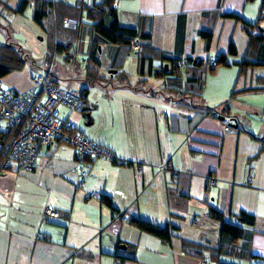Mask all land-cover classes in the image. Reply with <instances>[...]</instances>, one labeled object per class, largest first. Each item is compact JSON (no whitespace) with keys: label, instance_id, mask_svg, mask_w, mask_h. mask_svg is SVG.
I'll use <instances>...</instances> for the list:
<instances>
[{"label":"crops","instance_id":"obj_1","mask_svg":"<svg viewBox=\"0 0 264 264\" xmlns=\"http://www.w3.org/2000/svg\"><path fill=\"white\" fill-rule=\"evenodd\" d=\"M22 1L0 0L1 12H30L32 19L33 0L22 14L10 13ZM43 1L53 4L50 12H67L58 4L90 7L100 2ZM114 5L121 26L149 35L137 42L143 62L133 59L128 48L101 47L100 66L117 69L118 81L88 90L85 105L91 110L85 130L77 125L86 119L81 113L63 114L76 132L124 165L84 160L78 176L73 147L58 143L39 148L38 171L0 170V264H264V67L239 73L244 58L253 60L244 26L257 20L260 0H115ZM81 17L76 50L85 51L92 21L85 13ZM48 26H54V15L39 25L43 32ZM206 30L211 32L208 43L200 36ZM258 31L264 34V19L249 30L252 35ZM55 37L58 43L68 39ZM230 47L234 55H229ZM218 56H226L228 66L209 72L205 62ZM163 57L186 60L179 70L181 82L175 83L184 93L167 89V78L149 69L167 68ZM197 62L202 64L195 66ZM127 63L132 78L124 71ZM22 71L2 79L10 77L12 91L31 88V82L19 85ZM198 73L197 93L187 80ZM37 74L27 72V77ZM129 84L137 90L124 87ZM225 108L227 130L218 120ZM209 110L218 116L208 115ZM45 207L59 216L43 218ZM210 207L232 224H240L241 213L254 217V225H242L251 233L248 259L218 253L220 223L210 219ZM132 219L168 227L170 241L138 229ZM183 243L204 251L199 257L186 254Z\"/></svg>","mask_w":264,"mask_h":264},{"label":"trees","instance_id":"obj_2","mask_svg":"<svg viewBox=\"0 0 264 264\" xmlns=\"http://www.w3.org/2000/svg\"><path fill=\"white\" fill-rule=\"evenodd\" d=\"M34 2V11L32 12V20L40 25L43 19H49L50 16L54 15V26H48L44 30V34L48 39V43L54 46V49L59 53L65 54V61L70 60V57L75 55V52L78 54L84 55L82 59L83 63V72L84 76L78 77L81 80V84L83 88L80 90L85 94V99L87 96V92L90 88L93 87H100V88H107L112 87L113 82V74L111 75L110 72L105 77H101L99 73L100 61L98 60L97 56L99 55L101 47L106 46H119L128 48L129 55L133 56L134 58H139L140 62H143L142 56V49L139 56H135L132 50L133 45H137L141 48V46L137 43L138 40H149V35L140 33L137 29L131 27H123L118 22L117 11L114 5L115 0H100L98 4L91 5L90 7L87 6H69V5H55L56 8L65 9L67 12H50V7L53 5L51 2L45 3L42 0H33ZM29 0H23L20 7L15 12H10L13 14H22L23 11L26 9ZM3 6L0 3V14H2ZM82 13H85L86 18L92 21L91 24V37H90V44L86 48L85 51L76 50L79 38V30L82 24ZM58 20L56 19V16ZM67 17V18H66ZM236 19H239L236 16H229ZM66 19H74L79 22V28L77 31H68L62 27V23ZM264 19V0H260L259 10H258V17L257 20L253 24H247L244 26L248 34V46L254 51L253 60L243 59L239 64V73L242 74L247 69H255L258 67H264V34L258 31L256 34L252 35L249 30L252 28H257V25ZM63 34L64 37L67 36V41L65 43H58L56 41V35ZM200 36L202 39L209 42L211 38V32L206 30L200 32ZM74 45L76 48H74ZM233 47L229 49V55H234ZM162 60L167 61L168 64L167 68L165 66H160L158 68L152 67L149 65V69L153 70L156 77H166V88L167 89H174L178 90L179 94L184 93L181 91L179 86H175V83H180V73L179 70H184L186 66L185 59H170V58H162ZM184 60V66L179 68V63ZM214 66H208L207 61L204 64V67L207 68L209 72H213L216 68L220 66H228L226 62V56H218L217 58H213ZM34 60H30L28 55L23 54L21 51H15L11 47L9 43H5L0 45V80L9 75L14 71L22 70L28 63L33 65ZM201 65L202 62H197L195 66ZM142 65L139 66L141 69ZM143 68V67H142ZM116 74H120L119 72H115ZM123 73V72H121ZM115 74V75H116ZM196 75V73H195ZM50 77L49 75L47 78ZM201 73H198V76L192 79H188L187 82L190 83V87L192 90L195 91V88L198 89L197 93L200 92L198 88L200 83ZM54 83H58L56 80H52ZM127 89L137 90V86L126 85L124 86ZM135 87V88H134ZM84 99V100H85ZM91 108L86 107L84 101V107L81 110V114L86 117L87 122H90L89 111ZM207 114L216 118L218 116L217 112L214 111H207ZM223 117H228L229 115L228 110L225 108L220 113ZM233 121V117H230ZM3 153L0 152V170L2 169V161H3ZM104 203L110 204V200L107 197L102 198ZM208 215L210 219L220 223V237H219V248L218 253L225 255V256H232L237 257L239 259H248L250 257V237L251 233L242 228V225L252 226L254 225V217L252 215H247L245 213H241L237 216V220L240 224H232L225 222L223 220L222 213L218 212L214 208L208 209ZM130 222L136 226L138 229L155 235L156 237L162 239L165 242L170 241V231L168 227L165 228H155L148 223L140 221L138 219H132ZM242 241V245L240 248H237V243ZM184 252L189 255H193L196 257L200 256V253L204 251V247L195 245V244H186L183 243L182 246ZM239 249V250H238Z\"/></svg>","mask_w":264,"mask_h":264},{"label":"built area","instance_id":"obj_3","mask_svg":"<svg viewBox=\"0 0 264 264\" xmlns=\"http://www.w3.org/2000/svg\"><path fill=\"white\" fill-rule=\"evenodd\" d=\"M65 30L77 31L79 22L66 19L62 23ZM135 56H139L141 48L132 46ZM208 66H214L213 58L207 60ZM184 66L182 60L178 67ZM31 88L22 91H6L0 85V152L3 153L2 169L18 172L38 171L37 153L39 148H47L53 144H70L75 152L77 164L74 172L83 175L86 163L95 160L115 163L116 155L76 134L74 126L67 120L60 119L59 109L65 107L70 112L80 113L84 106L85 94L71 87L59 86L41 75L30 78ZM224 129L229 127L228 121L222 122ZM118 164L124 165L123 161ZM160 169H166L165 166ZM59 213L45 207L42 217L57 218ZM123 222H127L125 217Z\"/></svg>","mask_w":264,"mask_h":264},{"label":"rangeland","instance_id":"obj_4","mask_svg":"<svg viewBox=\"0 0 264 264\" xmlns=\"http://www.w3.org/2000/svg\"><path fill=\"white\" fill-rule=\"evenodd\" d=\"M29 14L30 12L20 16H10L8 12H3L2 15L0 14V45H3L7 42L11 45L13 50L21 51L23 54L28 55L30 60H34L33 65L28 63L23 68L22 72H25V75H22L19 78V85L23 87L30 84V80L27 77V72H31L36 74L38 73L37 75L43 76L46 80H56L58 81L56 84L59 86L68 87L70 83H72L70 87L73 90H81L83 85L80 83L81 80L78 77L82 78L84 76L83 63L81 62L84 58V55L78 54L76 61L74 57L75 55L70 57V60L65 61V54L57 52L54 49V46H52L50 43L47 44V41L44 38L46 35L40 29L39 25L33 22ZM132 58H130V60ZM125 69L126 70L124 71L126 74L128 73L129 78L134 77L133 74H129L132 72L131 63H127ZM110 71L118 73L117 69H110L109 66H104V63L102 64V67L99 68L101 77H105ZM48 75L50 77L47 78ZM58 78L59 80H57ZM118 78L119 74L113 75V81H118ZM10 80V77L5 80L1 79V88L6 91H12V87H10V85L7 83ZM94 89H97L98 91L102 90V88L99 89V87H95ZM94 98H96V96H94ZM59 112L60 119L64 120L63 113H67L69 110L65 107H62L59 109ZM72 116L74 117L73 114ZM81 116L85 118L84 115L81 114ZM74 120L75 118H73L72 121ZM86 124L87 120L81 118L79 124H77L78 129L85 130L84 128H86ZM73 131L76 134L84 137L83 135L76 132L75 128H73Z\"/></svg>","mask_w":264,"mask_h":264},{"label":"water","instance_id":"obj_5","mask_svg":"<svg viewBox=\"0 0 264 264\" xmlns=\"http://www.w3.org/2000/svg\"><path fill=\"white\" fill-rule=\"evenodd\" d=\"M113 73H114V72H111V74H113ZM218 120H219V121H223L224 118H223L222 116H219V117H218ZM230 127L233 128V129H237V124L232 123V124H230Z\"/></svg>","mask_w":264,"mask_h":264}]
</instances>
